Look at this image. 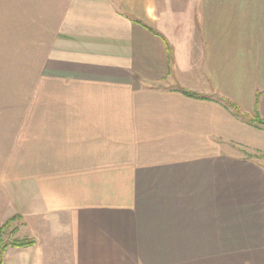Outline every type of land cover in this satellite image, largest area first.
<instances>
[{
  "label": "crops",
  "instance_id": "obj_1",
  "mask_svg": "<svg viewBox=\"0 0 264 264\" xmlns=\"http://www.w3.org/2000/svg\"><path fill=\"white\" fill-rule=\"evenodd\" d=\"M256 97L264 0H0V196L71 264H264Z\"/></svg>",
  "mask_w": 264,
  "mask_h": 264
},
{
  "label": "rangeland",
  "instance_id": "obj_2",
  "mask_svg": "<svg viewBox=\"0 0 264 264\" xmlns=\"http://www.w3.org/2000/svg\"><path fill=\"white\" fill-rule=\"evenodd\" d=\"M17 203L16 192L9 191L5 197L0 196V223L2 225L7 222V227L4 229V241L17 242L34 239L43 248V264H71L68 257L65 215L56 214L31 219L26 217L25 220L18 219L15 214ZM11 218L15 220L8 222ZM18 231L19 233H17ZM28 237L32 239H28Z\"/></svg>",
  "mask_w": 264,
  "mask_h": 264
},
{
  "label": "trees",
  "instance_id": "obj_3",
  "mask_svg": "<svg viewBox=\"0 0 264 264\" xmlns=\"http://www.w3.org/2000/svg\"><path fill=\"white\" fill-rule=\"evenodd\" d=\"M184 93L188 96H191V94L188 92H184ZM221 101L224 102V106L235 117L243 120L245 123H247L248 125H250L252 127H255L257 129H260V130H264V119L257 112V97L255 99L253 112L251 114L243 113L241 108L237 104H235L234 102H232L230 100L222 99ZM252 157L256 158V159L264 160V155H262V154L254 155ZM14 220H15L14 218H11V220H9L8 222H12ZM6 225H7V222H5L4 224H2L0 226V264H2V262H3V255H4V252L7 249V247L26 248V247L32 246L35 243L33 240H23V241H17V242H13V241L5 242L3 239V236H4V229L7 227Z\"/></svg>",
  "mask_w": 264,
  "mask_h": 264
}]
</instances>
